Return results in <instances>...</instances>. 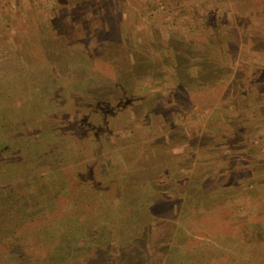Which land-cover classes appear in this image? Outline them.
I'll return each mask as SVG.
<instances>
[{
	"label": "rangeland",
	"instance_id": "1",
	"mask_svg": "<svg viewBox=\"0 0 264 264\" xmlns=\"http://www.w3.org/2000/svg\"><path fill=\"white\" fill-rule=\"evenodd\" d=\"M263 71L264 0H0V165L24 161L11 185L33 192L20 254L45 264L48 231L91 224L100 248L167 258L189 224L188 264H264ZM78 241L51 264L88 259Z\"/></svg>",
	"mask_w": 264,
	"mask_h": 264
},
{
	"label": "trees",
	"instance_id": "2",
	"mask_svg": "<svg viewBox=\"0 0 264 264\" xmlns=\"http://www.w3.org/2000/svg\"><path fill=\"white\" fill-rule=\"evenodd\" d=\"M99 60H102L101 57L99 58ZM263 73H264V71H263ZM85 91H87V90H85ZM58 99L59 98H57L56 100L51 99V105H53L52 103L58 104V102H57ZM92 103L93 102L88 101L87 106L89 107ZM92 110H93V108H92ZM96 112H98V111L96 110ZM56 119H58V118H56ZM48 124L51 125V127H53L52 125H54V124H51V121ZM60 133H61L60 130L51 129V143L52 144H50L47 147L48 149L45 148L44 150H40L39 151L40 153H38V154L36 153V156L38 157L39 155H43V153H45L47 155H51L52 152L56 153L55 150L58 148H56V146L53 147V144L55 143V141L59 142L60 137L61 138H62V136L65 137L63 132H62V135ZM2 134L3 133H0V139L2 138L1 137ZM3 135L5 137V141L10 142V143L13 142L11 140L13 139L14 136H16L13 133V131L12 132H6ZM35 135H36V133H35ZM35 135H34V137H35ZM38 140H40V139H37V141ZM17 149H19V148H16L15 146L9 147V153H8L9 155H8L6 164L11 165L12 163L18 162V161H15L13 158V155L17 152ZM48 150H49V152H48ZM51 150H52V152H51ZM57 152H58V150H57ZM10 156L12 157V159ZM1 160H3V159L1 158V154H0V161ZM3 161L6 162V159ZM19 161H22L21 158ZM23 162H22V165H23ZM22 165H17V166H13V167L9 166V169L6 167L1 168V165H0V175H1L0 177L2 178L1 179L2 183L0 181V237H2V238H0V264H8V262H13L14 264H40V263H37L36 260L32 259L34 256H32V258L26 259V258H24L23 255L20 254L21 251L24 250L23 247L26 248V245L24 246L25 239L22 238L23 236L20 235V232H19V230L17 231V229L20 228V226L22 224H32V222H30V221H33L32 216H30V219H25L22 224L16 223L18 214H20L22 211H24V209H29V207H31L30 206L31 204H29V202H28L29 200H26V198L28 197V199H29V197L33 194V192L28 193V194H24L23 197L21 196L23 198L22 200H21L20 196L18 198H15L16 196L14 194L16 192V186L13 185L15 183H13L11 185V183L13 181L12 176H13V172L18 171L20 169L19 167ZM24 165H25V163H24ZM6 169L11 170V173H12V175L8 174L9 175L8 178L5 176V175H7L5 173ZM7 200L9 201V207L8 208H7V205H8ZM20 203H25V207H23V208L21 207V209L18 208ZM4 206L7 209L4 208ZM7 213H10V215H7ZM76 214H78V213L76 212ZM15 217H16V219H15ZM75 218L77 221H80V220H78L79 219L78 215L75 216ZM90 226H92V225L91 224H86V225L85 224H79V225H76L74 227L75 229L74 228L72 229L73 226H70V228H71V229H69L70 231L67 233L65 232L66 234L63 233L60 236H57L53 229L48 231V236L50 237V239H51V237H52V239L56 238L59 242H57L56 248L53 250L52 256H51V254H50V256H48V255L45 256L43 262L45 264H51V261L53 259H55L56 262L59 259H60L59 261L63 262L64 260L62 261V259H64L65 257H67L68 261L72 260V258L70 256H72V254H74L75 246L78 247L79 246L78 244L81 245V243L78 240H81L84 237H86V239H87V244H91V245H89V248H88V253H90L89 254L90 257L88 256V259L84 260L83 263H81V264H90L91 262H93V264H145L147 262V260L153 261L154 264H174L177 261H178V264L179 263L188 264L189 262H193L194 259L199 260L198 255L205 253V251H204L205 248L203 251L199 249L200 248L199 243L197 244V242L196 243L190 242L189 233L190 234L194 233V232H191V230L193 231L194 228H192L191 225H189V224H187V227L189 229V233L182 237L183 240H180L176 244L175 243L174 244L169 243L167 246L164 247V248H166V251L169 253L167 258L166 257L156 258L154 255L150 254V252L147 251L148 250L147 246H142V247H139V249H136L137 246L135 244H133L131 246H124L126 248H124L122 246L121 248H119L121 250H119L118 247L114 245V243H111L109 241V239L106 241H103V245L100 248V246L98 247V245L96 244V242H98V241L94 240L95 242H93V238H91L92 236L89 235V233H88L89 232L88 228ZM100 228H102V226L98 225L96 227V233L98 232L97 229H100ZM79 232L81 234H79ZM100 233L98 232V235H100ZM7 235L11 236L12 239L8 240V238L5 237ZM106 243H109V244H106ZM105 244H106V246H105ZM185 244H186V246L184 248L186 250L185 249L182 250V246H184ZM133 247H135V248H133ZM187 249L188 250L191 249V251H188ZM118 251H121L120 253H125V254H127V252H131V254H129V257L133 256V258H128L126 255L125 260H122V259H116L115 260L113 258V255H114L113 253H116ZM64 254H67V256H64ZM172 257L174 259L171 260ZM191 258H193V259H191ZM191 260H193V261H191Z\"/></svg>",
	"mask_w": 264,
	"mask_h": 264
}]
</instances>
